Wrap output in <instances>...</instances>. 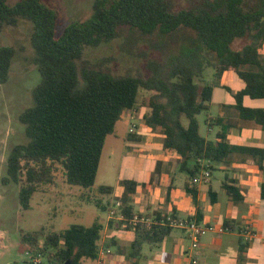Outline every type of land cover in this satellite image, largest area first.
<instances>
[{
	"label": "trees",
	"instance_id": "16d2710c",
	"mask_svg": "<svg viewBox=\"0 0 264 264\" xmlns=\"http://www.w3.org/2000/svg\"><path fill=\"white\" fill-rule=\"evenodd\" d=\"M58 19L59 14L40 0H20L14 6L0 0V34L22 20L33 23L31 44L41 77L33 105L19 117L27 143L10 151L1 181L19 186L24 211L31 209L35 194L47 192L61 179L66 186L86 190L79 198L104 212L107 206L91 189L106 140L115 135L124 113L138 106L150 109L146 125L165 136L163 149L179 155L180 171L191 179L203 170L213 172V164H227L237 152L258 155L263 168L264 150L233 146L223 133L217 134L220 141H209L200 134L197 117L209 110L224 73L232 71L245 83L235 95L239 117L264 129V110L242 104L244 97L264 100V0H96L89 20L70 25L60 36ZM122 29L140 33L154 52L146 58V75L116 76L103 64L83 60L86 48L116 40ZM15 54L13 47L0 49V84L9 81ZM207 68L214 70V77L202 86L196 81ZM142 91L150 95L140 101ZM121 185L120 214L127 221L120 224L134 230L130 264H139L145 245L160 244L169 236L171 221L130 226L137 183L124 180ZM224 188L233 199L242 200L238 189L227 184ZM189 191L197 204V192ZM97 193L111 197L114 187L102 185ZM210 196L214 202L212 192ZM261 196L264 199V184ZM224 226L233 230L229 222ZM103 231L98 221L59 232L42 228L22 233L21 242L47 264H83L99 259Z\"/></svg>",
	"mask_w": 264,
	"mask_h": 264
},
{
	"label": "crops",
	"instance_id": "0c3cea01",
	"mask_svg": "<svg viewBox=\"0 0 264 264\" xmlns=\"http://www.w3.org/2000/svg\"><path fill=\"white\" fill-rule=\"evenodd\" d=\"M230 86L236 88L231 90ZM218 88L221 90L217 99L222 114L217 118H208L209 137L206 139L218 142L217 134L223 133L233 146L264 150L263 127L255 121L242 120L235 108V95L245 88V83L236 73L228 71L222 77V87ZM229 96L232 99L226 100ZM242 104L246 108L264 110V100L244 97ZM149 113L150 109L145 106L125 112L122 117L128 123L125 133L110 136L122 142L121 154L113 165L114 169L119 166V173L116 187L104 184L114 187V195H95L97 200L107 206L104 211L107 218L101 222L104 226L102 248L96 264L100 260L103 264H130L132 261L129 255L134 230L126 229L119 220L109 216V210L124 193L121 185L124 180L137 183L132 202L134 214L153 220L167 219L174 223L195 219L216 227V232L207 233L201 238L196 250L200 264H264V199L261 196L264 161L261 169L258 155L237 152L227 164H213L215 170L210 171L209 179L203 178L202 173L191 179L180 171L179 155L163 149L165 136L146 125L145 116ZM215 126L218 127L216 133ZM214 134L215 138H210ZM116 147L117 144L113 143V155H116ZM215 171L222 173V180L215 177ZM224 184L238 189L237 195L242 196V200L233 199ZM192 188L197 192V204L189 191ZM210 192L213 193L214 202ZM226 222L231 223L233 230L220 232ZM248 225L258 235L251 242H246L241 235ZM191 249L187 230L172 226V231L162 243L144 246L139 264H187V254Z\"/></svg>",
	"mask_w": 264,
	"mask_h": 264
},
{
	"label": "rangeland",
	"instance_id": "374dc122",
	"mask_svg": "<svg viewBox=\"0 0 264 264\" xmlns=\"http://www.w3.org/2000/svg\"><path fill=\"white\" fill-rule=\"evenodd\" d=\"M20 0H7L9 6L16 5ZM44 5L59 14L57 34L60 36L70 25L86 22L93 13L96 0H40ZM34 25L28 20H22L17 27H8L0 34V49L13 47L16 51L12 61L10 78L6 84H0V264H47L41 256L29 253L21 242L22 233H32L42 228L49 231H63L72 225L91 226L95 221L104 222L107 213L100 211L95 205L85 204L79 197L86 193L80 187L66 186L61 179L47 192L35 194L31 201V209L24 211L19 203V186L14 183L2 185L6 176L7 159L10 151L18 144L27 143L25 127L20 122V115L33 105V90L40 83L39 67L35 61L36 55L31 44ZM188 36L191 33H185ZM147 42L142 40L140 33L122 29L116 40L84 50L83 60L91 65H102L116 76L147 74L144 64L148 56H153ZM214 70L207 68L200 85L213 80ZM233 90L236 86H230ZM220 88L215 90L214 99L209 103V110L197 118L200 124V134L209 137L208 118L221 116L218 105ZM150 95L142 91L140 101ZM227 97L226 100H231ZM187 124V120L184 119ZM128 123L123 119L116 126L117 135L125 133ZM218 127L215 126V133ZM215 138V134L213 137ZM113 143L117 144L116 155L111 153ZM121 141L108 137L104 148L100 169L92 194L97 193L101 185L116 187L119 166L113 165L121 154ZM215 177L222 180L220 171H215ZM105 203V200H103ZM38 261V262H35ZM83 264H96L86 260Z\"/></svg>",
	"mask_w": 264,
	"mask_h": 264
},
{
	"label": "built area",
	"instance_id": "2783aa9c",
	"mask_svg": "<svg viewBox=\"0 0 264 264\" xmlns=\"http://www.w3.org/2000/svg\"><path fill=\"white\" fill-rule=\"evenodd\" d=\"M203 178H210V171L209 170H203L202 171ZM122 208L121 201H117L114 206L109 210V216L111 219H117L119 221H127L126 218L122 214H120V209ZM170 221V220H169ZM145 224L146 226H150L154 223V220L152 218L148 217H142L137 214L134 215V217L128 221V224L135 228L138 224ZM161 225H164L165 222L159 223ZM171 226H180L187 230V236L188 239L192 243V249L187 254V264H200V260L196 256V250L198 249L200 245L201 238L206 235L207 233L216 232V227L213 225H206L200 223L198 220H190L187 222H181V223H174L171 221ZM229 231L227 228L220 229V232ZM241 235L243 236L244 240L246 242L253 241L258 235L256 231L253 229L251 225L246 226L243 231L241 232ZM38 262V261H35ZM99 264H103V261H98Z\"/></svg>",
	"mask_w": 264,
	"mask_h": 264
}]
</instances>
